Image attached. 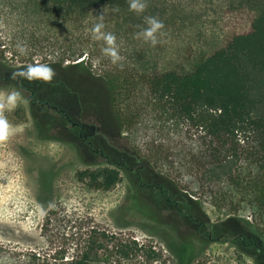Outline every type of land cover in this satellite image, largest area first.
Returning <instances> with one entry per match:
<instances>
[{
	"label": "trees",
	"instance_id": "trees-1",
	"mask_svg": "<svg viewBox=\"0 0 264 264\" xmlns=\"http://www.w3.org/2000/svg\"><path fill=\"white\" fill-rule=\"evenodd\" d=\"M146 3L147 9L138 15L129 10L128 0H0V17L7 16L8 20L7 13L15 12L12 19L17 43L13 41L12 47L19 53L17 44L26 45L28 51L21 55L23 58L58 52L62 61L73 57L79 60L78 66L91 72L87 61H93V64L98 61L102 67L98 77L110 91L112 111L119 129L137 125L150 110L168 113L174 126L181 127L182 132L169 138L167 147L153 141L150 154L141 157L136 165L171 167L178 182L162 175L174 184L177 193L173 197L183 202L186 214L201 220L206 218L201 216L199 199L192 197L190 189L203 191L219 210L238 212L245 209L255 219L264 220V0L252 12L239 11L230 17L219 45L196 57L187 70L142 67L145 62H151L143 46L134 48L136 60L133 63L121 60L113 64L102 53L99 41L93 43L92 27L99 16L104 15L103 31L114 34L119 40L132 36L140 41L136 34L147 27L145 16L156 17L163 25L175 21L165 13H151L152 0H146ZM11 22L3 24L7 27ZM17 33H20L19 37ZM70 36L74 43L69 42ZM17 37L24 42H18ZM44 64L53 68L54 64L63 63ZM78 96L80 101L85 99L83 95ZM39 102L33 105L39 108L34 110L35 123L39 136L44 137L42 133L49 110L45 101ZM87 146L88 150L94 149ZM119 177L116 168L79 173L80 179H88L103 189L113 187ZM180 177H187L183 188L188 191L180 188ZM132 203L146 217L148 233L162 237L177 264H191L198 257L199 251H195L188 234L192 228L174 224L139 196L133 198ZM244 222V230H253L251 237L256 238V228L250 222ZM212 224L214 231L221 227L242 232L235 226L231 229L221 223ZM78 246L71 259L65 254L11 255L4 252L0 254V264H95L104 249L106 253L101 255L104 264H129L141 251L148 253L149 258L159 256L151 246L135 238L95 227L80 235Z\"/></svg>",
	"mask_w": 264,
	"mask_h": 264
},
{
	"label": "rangeland",
	"instance_id": "rangeland-1",
	"mask_svg": "<svg viewBox=\"0 0 264 264\" xmlns=\"http://www.w3.org/2000/svg\"><path fill=\"white\" fill-rule=\"evenodd\" d=\"M261 2L152 0L151 13H165L175 18V21L164 25L157 33L159 42L155 46L144 42L142 38L136 41L132 36L117 39L119 53L123 61L133 63L136 60L134 48L143 46L151 62H145L142 67L187 70L196 57L209 53L219 45L230 17L239 11L250 13ZM14 14L7 13L10 16L8 20L7 16L0 17L1 61L18 69L30 63L62 62L53 65L55 76L52 81L31 82L30 87L35 91L34 100L48 101L52 106L65 109L74 121L80 119L85 123L84 134L90 140L93 139L94 149L88 150L87 143L77 138L78 128L63 121V117L54 114V110H49L42 133L45 136L40 137L32 116L34 110L39 108L29 102L28 93L19 91L23 100L14 111L3 113L18 130L8 141L0 143V254L27 255L39 252L56 256L65 254L71 259L79 248L80 235L95 227L126 238H135L151 246L159 255L149 258L148 253L141 251L129 264H177L162 239L148 233L146 217L132 205L133 198L137 196L152 204H161L164 198L154 196L151 192L143 193L139 176L129 168L142 160L141 157L150 154L153 141L162 142L167 147L169 138L182 132L181 127L174 126L165 111L150 110L137 125L119 129L112 111L110 91L98 77L102 70L98 61L94 64L93 61H87L91 72L78 66L76 62L79 60L73 57L62 61L58 52L23 58L12 47L13 41L17 43L13 34L16 29L12 19ZM9 21L12 22L6 27L3 22ZM69 42L74 43L72 36ZM95 42L98 41L93 40ZM99 42L101 49L106 46L103 41ZM4 68L0 65V70ZM0 91L8 93L18 90L10 88ZM78 95L85 96V99L80 101ZM97 147H100L98 152L95 151ZM101 153L107 155L109 160L101 157ZM124 155L131 158L128 167H117L115 162ZM99 168L118 169L119 181L113 187L103 189L91 184L88 179L79 178L81 171ZM143 168L142 178H151L153 182L161 183L164 188L177 193L174 184L163 177L168 175L177 181V175L175 171L171 173V167ZM186 179L180 177V188L184 191L187 190L183 188ZM193 188L197 190V187ZM188 190L192 197L199 199L201 216L212 223H223L231 229L235 226L236 230L242 231L239 233L251 236L253 230L248 232L243 228L246 225L244 221H248L258 231L255 238L257 245L264 244V220L255 219L245 209L238 212L219 210L208 201L203 191ZM117 223L124 226H118ZM207 248L191 264H264V246L260 251L256 247L248 248L247 252L239 245L215 241L209 242ZM104 250L100 251L95 264H104L101 261V255L106 253Z\"/></svg>",
	"mask_w": 264,
	"mask_h": 264
},
{
	"label": "flooded vegetation",
	"instance_id": "flooded-vegetation-1",
	"mask_svg": "<svg viewBox=\"0 0 264 264\" xmlns=\"http://www.w3.org/2000/svg\"><path fill=\"white\" fill-rule=\"evenodd\" d=\"M0 65L4 68V70H0V90H8L10 88L16 89L18 91H22L24 94L28 95V100L31 102L32 106L39 104L40 100H34L35 91L33 88L30 87L31 82L24 80L20 78L19 76H16L15 78L12 77L13 72L17 71L18 68H11L10 66L4 64L0 59ZM48 110H55L62 114L63 121L66 123H71L70 126L77 127L78 128V139L83 140L88 145L93 146V139L90 140L89 136L84 134V131L86 129V124L81 122L80 119L74 121L73 119L69 118L68 113L65 109L52 106L49 104L48 101L44 102ZM34 121L36 114H32ZM46 121V120H45ZM92 138V137H91ZM100 147L96 148V152L100 151ZM101 157L105 158L106 160H109V157L103 153L100 154ZM129 156V155H128ZM127 155L121 156V158L115 162V165L117 167H128V160L130 157ZM131 159V158H130ZM137 162L133 164L132 167L129 169L132 171V173H135L139 176L140 180V187L144 188L143 193L146 191V193L151 192L155 196L163 197L164 200L161 201V204L157 203H150L159 214L163 215L164 217H169L171 221H173L174 224H177L182 227L192 228L189 234L190 237V243L194 247L195 251H199L198 257H200L208 248L207 245L209 242H230L234 245H239L241 249L244 251H249L248 248L256 247L258 251H260L264 244L262 246L257 245V241L255 238H252L250 235H244L242 233H237L235 230H227L219 227V230L214 231V224L210 223L208 220L200 219L199 217H195L192 214H186L183 207V202L177 201L173 196L175 192H172L171 190H168L167 188H164V185L161 183H155L152 181L151 178H142V170L144 169L143 165L138 167ZM157 174V173H156ZM140 197V196H139ZM143 197V196H142ZM142 214V213H141ZM143 215V214H142ZM144 216V215H143ZM145 217V216H144ZM241 222V221H239ZM223 224V223H222ZM221 224V225H222ZM220 225V226H221ZM241 226V224H239ZM162 238V237H159ZM196 257V259L198 258ZM255 258L257 256L255 255ZM195 260V259H194Z\"/></svg>",
	"mask_w": 264,
	"mask_h": 264
},
{
	"label": "clouds",
	"instance_id": "clouds-1",
	"mask_svg": "<svg viewBox=\"0 0 264 264\" xmlns=\"http://www.w3.org/2000/svg\"><path fill=\"white\" fill-rule=\"evenodd\" d=\"M129 10L136 12L138 15L142 14L146 7V0H128ZM119 9H113L118 11ZM104 15L99 16V20L91 29L92 39L96 41H103L106 45L102 48V53L111 59L113 64H118L123 58L119 53V45L117 44V37L108 32L103 31L105 28ZM144 23L147 27L142 28L140 32L136 34L137 38H142L144 42L150 43L155 46L159 41L157 33L164 27L163 22L153 16H145ZM17 51L21 55L27 54L26 45L17 44ZM33 81L50 82L55 76L54 69L49 64L44 63H30L25 67H20L18 72L14 71L12 77ZM23 100V97L19 91H11L4 93L0 91V143L8 141V139L18 130L15 126L10 124L7 117L3 114L5 111H14L18 104Z\"/></svg>",
	"mask_w": 264,
	"mask_h": 264
}]
</instances>
